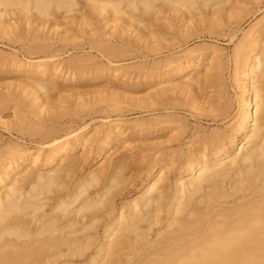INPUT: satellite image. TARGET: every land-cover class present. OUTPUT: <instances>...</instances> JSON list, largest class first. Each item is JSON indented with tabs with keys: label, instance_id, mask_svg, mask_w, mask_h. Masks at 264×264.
I'll return each mask as SVG.
<instances>
[{
	"label": "bare ground",
	"instance_id": "bare-ground-1",
	"mask_svg": "<svg viewBox=\"0 0 264 264\" xmlns=\"http://www.w3.org/2000/svg\"><path fill=\"white\" fill-rule=\"evenodd\" d=\"M229 2L0 0V31L27 37L35 42L31 49H43L39 41L52 35L84 32L100 43L102 34L118 39L124 36L122 30L134 27L137 39L147 40L150 34L155 45L150 40L147 47L161 51L170 44L160 42L163 37L151 29L157 14L169 9L190 18L181 29L189 37L201 24L192 20L194 15L202 16L207 7L214 14ZM85 6L106 22L98 27ZM215 22L210 20L208 28ZM236 48L246 58L233 73L239 89L233 122L211 130L196 126L191 135L187 120L170 111L137 122L142 128L170 131L155 143L140 193L127 201L118 199L133 177L129 165L106 154L120 140L124 121L110 120L100 130L97 155L104 161L83 173L94 137L87 131L90 123L74 126L67 116L84 111L87 103L63 105L64 100L50 95L62 89V72L70 70L68 78L75 80L84 75L83 68L65 67L56 59L45 63L13 58L27 74L22 88L33 96L16 94L11 107L13 98L0 101V115L15 109L16 120L8 124L20 133L17 140L0 142V264H264V24L245 31ZM102 49L121 54L130 47L109 43ZM176 57L172 63L178 62L158 71L157 77L182 74L179 87L192 92L190 103L198 113L206 111L215 123L228 118L232 102L227 89L218 87L210 96L205 91L221 73L204 77L208 73H202L200 62ZM99 66V71L115 67ZM169 90L155 93L156 110L176 108ZM144 168L137 164L138 172ZM175 168L173 180L169 173Z\"/></svg>",
	"mask_w": 264,
	"mask_h": 264
},
{
	"label": "rangeland",
	"instance_id": "rangeland-1",
	"mask_svg": "<svg viewBox=\"0 0 264 264\" xmlns=\"http://www.w3.org/2000/svg\"><path fill=\"white\" fill-rule=\"evenodd\" d=\"M223 5L224 8L216 10L214 14L213 8L207 7L202 16L200 14L193 16L192 20L201 21L200 28L193 31V33L202 35L201 38L196 34L186 37L181 33V29L185 28L184 21H190V18L184 19L180 13L169 9L157 14L156 17L159 19L154 17L151 29L159 32L163 37L160 42L170 44L169 47H164L161 51L147 47L151 43L150 40H152L151 45H155L152 35L149 34L147 40L137 39L134 27L122 30L124 36L118 37V39L113 35L102 34L103 41L100 43L93 41L91 36L84 32L66 35L65 38L52 35L49 39L39 41L45 46L43 49H31L30 46L35 48V42L27 37L15 38L0 31V101L7 97L13 98L11 104L8 105L11 107L12 103L16 102L15 97L17 96L13 97L14 95L18 94L19 97L22 96L26 99H31L33 96L32 92L22 88L28 79L27 74L23 69L17 67L14 61H11L13 58L44 61L45 63L56 59L61 61L65 67L69 65L73 68L78 66L83 68L84 75L79 74L78 79L75 80L68 78L70 70L66 73L62 72L65 77L60 80L62 89L51 92L50 95L56 100L59 98L64 100L65 104L62 101L63 105L67 104L66 101H85L87 103L84 111L72 115L73 117L67 116L69 120L72 119V122L68 123H72L74 126H80L83 122L90 123L87 131L94 137L88 147L91 151L88 152L89 157L84 161L83 173L104 161L103 155H97L102 140L100 130L106 129L110 120L120 118L124 121V132L120 140L116 144L108 146L106 154L108 157L111 156L113 162L121 161V163L129 165L127 171L132 172L133 177L119 195L118 201L132 199L140 193L145 171L153 161L155 143L164 141L166 139L164 135L169 134L170 131V129H165L157 132L154 130L155 126L142 128L137 125V122L155 117L160 112L170 111L187 120L188 125L192 127L191 135L196 126L208 130L213 127L229 126L235 119V114L238 113L239 89L236 86L233 73L236 65L243 63L246 55L239 52L236 46L245 31L251 28L256 29L264 24V0H232V2ZM83 9L87 11L89 18L98 27L106 22V19L101 20L102 15L96 13L90 6H85ZM210 20L216 22L215 26L209 29ZM171 23H174L175 27H170ZM101 31L105 30L101 29ZM109 43L124 44L129 46L130 50L121 54L102 51V46ZM160 46L162 45L160 44ZM194 48L197 49L193 50ZM172 56L175 58L178 56L181 60L192 57L200 62L202 73H208L204 77L214 79L215 74L221 73L220 79L217 83L215 82L218 85L212 83L213 85L211 84L205 91L210 96L216 94L215 92L219 88L227 89L232 102L231 114L228 118L215 123L205 114L206 111H203L202 114L198 113L190 103L193 97L192 92L179 87L184 78L182 74L157 77L158 71L172 68L178 62L176 60L172 63ZM169 63L173 65L169 66ZM108 64H113L115 67L102 71L97 68L99 65L102 67V65ZM161 80L164 81L163 84H159ZM168 87L169 94L175 98L177 106L175 109L158 111L156 110L158 106L156 94L162 88ZM201 94L203 97L204 93ZM111 100L117 105L113 104ZM63 107L66 109L65 106ZM60 109H63L62 106ZM14 111L15 109L9 108L0 115V142L20 138V133L8 124V122L16 120ZM67 117L66 119H68ZM188 138L185 140L187 141ZM22 141L31 144L28 140ZM138 163L145 166L141 172L137 171ZM176 170L175 168V171L169 173L173 180L176 177Z\"/></svg>",
	"mask_w": 264,
	"mask_h": 264
}]
</instances>
